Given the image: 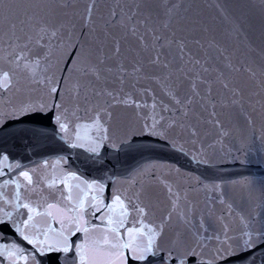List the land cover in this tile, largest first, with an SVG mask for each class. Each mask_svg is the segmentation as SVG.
<instances>
[{
    "label": "snow or ice",
    "instance_id": "6c2138e0",
    "mask_svg": "<svg viewBox=\"0 0 264 264\" xmlns=\"http://www.w3.org/2000/svg\"><path fill=\"white\" fill-rule=\"evenodd\" d=\"M254 168L264 0H0V264H264Z\"/></svg>",
    "mask_w": 264,
    "mask_h": 264
},
{
    "label": "water",
    "instance_id": "95a60500",
    "mask_svg": "<svg viewBox=\"0 0 264 264\" xmlns=\"http://www.w3.org/2000/svg\"><path fill=\"white\" fill-rule=\"evenodd\" d=\"M160 155L161 156H164V157H166L167 158V154H165V153H160ZM175 159V158H174ZM182 164H186V162L185 161H183V160H181L180 161ZM253 171H256L257 172V175H264V172H261V171H259L258 169H253ZM107 195H108V197L110 198V196H111V187L109 186V189H108V193H107Z\"/></svg>",
    "mask_w": 264,
    "mask_h": 264
}]
</instances>
